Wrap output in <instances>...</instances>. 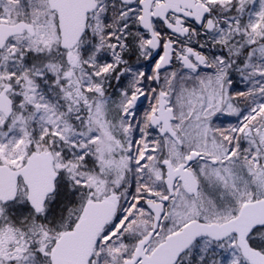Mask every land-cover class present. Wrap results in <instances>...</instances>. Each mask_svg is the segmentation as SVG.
<instances>
[{
	"label": "snow or ice",
	"instance_id": "1",
	"mask_svg": "<svg viewBox=\"0 0 264 264\" xmlns=\"http://www.w3.org/2000/svg\"><path fill=\"white\" fill-rule=\"evenodd\" d=\"M0 264H264V0H0Z\"/></svg>",
	"mask_w": 264,
	"mask_h": 264
},
{
	"label": "rangeland",
	"instance_id": "2",
	"mask_svg": "<svg viewBox=\"0 0 264 264\" xmlns=\"http://www.w3.org/2000/svg\"><path fill=\"white\" fill-rule=\"evenodd\" d=\"M221 119H223V118H221Z\"/></svg>",
	"mask_w": 264,
	"mask_h": 264
}]
</instances>
